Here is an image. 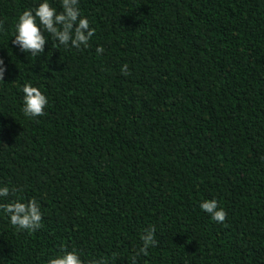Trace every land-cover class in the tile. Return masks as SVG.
<instances>
[{"label":"trees","instance_id":"obj_1","mask_svg":"<svg viewBox=\"0 0 264 264\" xmlns=\"http://www.w3.org/2000/svg\"><path fill=\"white\" fill-rule=\"evenodd\" d=\"M36 5L0 0V182L38 201L42 226L0 211V264L64 248L91 264H264V0H80L90 46L49 39L32 56L12 39ZM25 83L49 97L43 116L22 112ZM213 198L224 223L199 207ZM149 228L157 243L133 260Z\"/></svg>","mask_w":264,"mask_h":264},{"label":"clouds","instance_id":"obj_2","mask_svg":"<svg viewBox=\"0 0 264 264\" xmlns=\"http://www.w3.org/2000/svg\"><path fill=\"white\" fill-rule=\"evenodd\" d=\"M90 20L83 15L80 0H61V10L54 6L53 0H37L33 8L25 9L15 23V33L12 43L20 51L39 56L45 52L49 39L67 48L80 50L88 48L95 34ZM59 49V47H57ZM103 47H97V53H103ZM7 65L0 58V82L5 81ZM122 71L127 74L128 66L125 64ZM22 112L26 117H39L45 114L49 106V97L37 86L25 83L22 86ZM18 189L0 182V200L9 196H16L11 202L0 204L2 211L9 219L10 224L18 231L35 232L42 226L43 213L37 200L24 201L16 195ZM199 207L209 214L217 223L226 221L227 212L220 207L218 201L203 200ZM155 229L149 228L141 237V246L136 250L135 256L146 255L150 248L156 245ZM47 264H91L86 262L78 249L64 248L59 253L50 256ZM103 264V262H99Z\"/></svg>","mask_w":264,"mask_h":264}]
</instances>
